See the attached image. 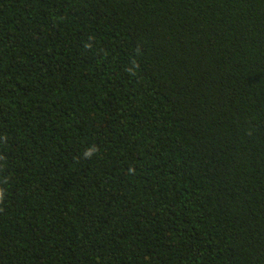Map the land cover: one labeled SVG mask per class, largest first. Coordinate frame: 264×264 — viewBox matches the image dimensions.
Listing matches in <instances>:
<instances>
[{"label":"trees","instance_id":"1","mask_svg":"<svg viewBox=\"0 0 264 264\" xmlns=\"http://www.w3.org/2000/svg\"><path fill=\"white\" fill-rule=\"evenodd\" d=\"M0 264H264V0H0Z\"/></svg>","mask_w":264,"mask_h":264},{"label":"clouds","instance_id":"2","mask_svg":"<svg viewBox=\"0 0 264 264\" xmlns=\"http://www.w3.org/2000/svg\"><path fill=\"white\" fill-rule=\"evenodd\" d=\"M98 151V148L96 146L91 147L90 149H88L84 154H83V158L85 159H89L91 158L96 152Z\"/></svg>","mask_w":264,"mask_h":264}]
</instances>
